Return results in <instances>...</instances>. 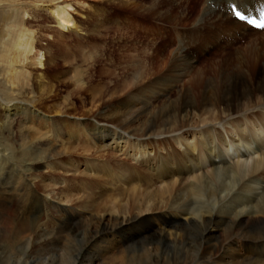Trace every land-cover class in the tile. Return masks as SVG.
<instances>
[{"label": "bare ground", "instance_id": "1", "mask_svg": "<svg viewBox=\"0 0 264 264\" xmlns=\"http://www.w3.org/2000/svg\"><path fill=\"white\" fill-rule=\"evenodd\" d=\"M32 2L35 9L47 7L62 31L84 34L65 0ZM171 2L132 0L130 6L117 8L129 10L139 21L149 16L172 24L175 49L161 55L153 50L155 43L142 44L136 38L133 50L141 52L143 60L132 65L124 86L107 87L99 83L104 60L100 58L116 56L112 46H106L103 55L83 69L84 77L77 74L80 71L72 75L74 89L68 100L53 103L52 110L56 117L67 116L74 109L70 101L83 96L86 103L81 104L90 105V115L99 112L113 121L76 124L43 119L45 114L37 111L63 92L60 77L46 73L49 67L61 68L59 55L51 54V49L64 42L53 38L41 47L35 28L43 21L37 14H30L21 0H0V82L9 84L8 94L0 93V177L16 176L20 188L15 192L24 197L16 204V195L8 192V199L0 203V264H264V33L240 24L228 9L236 3L245 12L264 13V3L260 4L264 1L205 0L196 13L182 2L176 6L181 12L175 13L167 5ZM192 12L194 33L232 41L256 33L246 43L249 57L236 52L237 69H221L219 76L205 82L192 78L201 56L213 48L199 42L184 44L188 31L178 27ZM25 15L31 19L25 20ZM185 80H193L194 86L187 87ZM109 109L123 112L108 116ZM35 120L50 129L30 136ZM81 133L86 134L87 146H78ZM48 138L55 144L50 149L53 142L46 144ZM123 140H132L139 166L125 168L126 160L99 155L105 159L102 165L86 166L89 174L79 176L77 184L55 187L56 169L69 173L78 152L93 158L105 147L102 141ZM154 147L163 151L151 160L148 155ZM234 152L240 155L234 158ZM213 157L219 158L218 164ZM110 164L115 175L102 178L100 172ZM152 164L166 175L182 176L157 183L163 176L147 172ZM42 168L51 171L49 183L24 181V173Z\"/></svg>", "mask_w": 264, "mask_h": 264}, {"label": "rangeland", "instance_id": "2", "mask_svg": "<svg viewBox=\"0 0 264 264\" xmlns=\"http://www.w3.org/2000/svg\"><path fill=\"white\" fill-rule=\"evenodd\" d=\"M32 1L33 0H21V2H23V5L27 7L26 10H28L30 12V14L31 13L37 14L38 20L43 21V22H41L42 24L38 23L36 25V28H35L38 30L37 36L40 37V39H41L40 40V46L45 47L48 43H52L53 38L59 39V40L64 42L61 46H59L60 48L58 47V48L51 49V54L54 53L55 55H59V56H57L56 61L58 62L57 63L58 65L60 64L61 68L58 71H56V70L53 71V67H49V71L46 73V76H51V75L56 76L57 75L58 78L60 77L59 81L62 82L63 92H61L60 95L56 99H54L56 101H53L51 103H47L46 109L45 108H40L38 110L35 109L40 114H45L44 115L45 117L43 119H46L47 117H51V118H53L52 120L63 119L66 122H75L76 124H80V123L86 124L88 122L89 123L112 122L113 119L109 120L107 118L106 119H104L103 117L101 118L100 115H98V114H100L99 112H97L95 115H90L89 114L90 105L85 104V106H83L81 104L83 102L86 103V99H84L83 96H80V97L78 96L76 98H73L70 101L71 104L72 103L73 104L72 105L69 104V105H70V107H72L74 109H73V111L69 112V114H67V116H63V117H60V116L56 117L57 115L55 113H53V111H54V110H52V107L54 106L53 103L54 104L56 102L58 104H60L62 102L66 103V101L68 100V98H67L68 92H70L74 89L73 84L70 82L72 80V78H71L72 75L74 77L77 74H79V76L84 77L85 76V74H83L85 72L84 70H86L87 67L92 64V61L94 62L96 59H98L99 57H101L103 55L102 54L103 49L105 50L106 46H112V51H114V54L116 56L115 59H117V61H115V59L110 60V58H108L106 56H104L103 58H100L101 62L103 59L104 60H103V64H102L103 69H101V70H103L101 72L103 79L99 83L102 86L109 85L107 87H110L111 85L117 86V87L118 86H120V87L124 86L125 82H127V80L129 82V80H130L128 78H130V76H131L132 65L135 64L136 61H138L139 59H140L139 61L143 60V54L141 52H139V53L135 52L134 51L135 49L133 50V42L136 38H139L140 43H142V44L143 43L146 44L149 42L151 44L155 43L157 46L155 45L153 47V50L154 51L157 50L161 55L164 52L167 54H170V52H172V50L175 49L174 42L176 40L174 39V37L169 32L170 26L172 24H170L164 20L160 21L159 19L149 18V16L147 18L139 21L138 19H136L132 16L133 14L131 12H129V10L117 9L119 6H126V5L130 6L132 0H95V1L65 0V4L70 5V7L67 8V11L70 14V16L73 18L74 24L81 26L82 30H84V34L80 33L82 37H77L73 32H70L71 31L70 29L69 30L65 29L62 31L56 25L55 20H53V18H52V15L49 12L45 11V9L47 7H41L40 6V8H42L43 10L35 9L38 6L34 5ZM111 1L115 2V4H113L112 6L110 5ZM143 1H146V0H143ZM181 2L184 6H186V5L189 6V9L193 10L196 13V11H198L201 8L202 4L204 3V0H173V2H171L170 4H167V5H168V7L173 8L175 13L176 12L180 13L181 12L180 9L176 8V6ZM263 3L264 2H261L260 4L262 5ZM44 4H46V3H44ZM48 4H50V3H47V5ZM64 5L60 4L61 7H63ZM183 5H182V7H184ZM43 6H46V5H43ZM48 8H51V6L49 5ZM163 9H165V8H163ZM93 10H96L99 12L94 14ZM242 10H244V9H242ZM194 12H192L191 14H189L187 16L185 14L184 17H186V20H184L183 23L181 22L179 24L178 29L181 28L180 30L188 31L187 33L185 32L186 33L184 35L185 37H183L184 42L185 41H186V43H188V42L189 43H192V42L198 43L199 42L203 47L204 46H208V47L213 46V48L206 55L201 56L200 60L198 61L197 65L195 67L196 72L194 71V73L191 75V77L192 78L196 77L195 80L198 79V81L202 80L203 82H205V80H207L211 77L215 78L217 73H218L217 76H219V74L223 70L229 72V71L234 70V68L237 69L238 68L237 64L235 65V63H236V61H235L236 57H234L235 53L238 52L241 57H242V53L244 54L243 55L244 57L245 56H246V58L249 57L250 53L248 52V48H247L248 46L246 45V43H248V41L254 40L257 37V35L255 33L256 31L254 32L255 34L253 36H249V37H251L250 39L248 37H246L247 39L245 38L246 40L243 43H240L241 42L240 40L232 41L228 37L227 38L225 37L224 39H222L220 37H217L218 35H216L215 37L214 36L211 37V36L203 35L201 33H194V32H191V28L193 27L194 21L196 20V16H195ZM191 16H193V17H191ZM189 17H190V19H189ZM24 18H25V20L31 19L28 15H25ZM240 24H242V23H240ZM85 33H86V35H85ZM174 36L176 37L175 33H174ZM238 39H241V38H238ZM186 43H184V44H186ZM237 43H238V46L236 45ZM244 45H246V46H244ZM240 47H243L245 49H241ZM113 48H115V50ZM238 48H240V49H238ZM58 49H59V51H58ZM239 50H240V52H239ZM59 52L61 54H59ZM72 58L75 60L72 61ZM77 58H79V59H77ZM84 58H86V59H84ZM84 60L86 62H84ZM87 61H88V63H87ZM83 62L85 64L86 63L87 64L84 65ZM66 63H68V64H66ZM69 64H71V65H69ZM117 65H119V66H117ZM70 66H72V67H70ZM80 66H82L81 69H80ZM116 66L118 68H116ZM33 68H36V67L33 66ZM123 68L127 69V72L126 71L124 72ZM221 69H223V70H221ZM121 70H122V73H119V71L121 72ZM56 72H57V74H56ZM77 72H79V73H77ZM108 72L110 74H113V75H111L112 77H110ZM127 73H129V74L127 75V79H126ZM114 74H117V77L116 76L114 77ZM107 76H109L110 78H107ZM122 76H124V77H122ZM120 77H121V79H118ZM1 79H2V77H1ZM184 82H185V85L187 87H189L188 85L189 84L191 85V83L194 86L193 80L191 81V83H189L186 80ZM122 83H123V85H122ZM83 84H84V81H83ZM7 86H9L7 81L3 82V80H2L0 82V93L8 94L9 90H8ZM84 86H86V85L84 84ZM65 98H66V100H65ZM73 100H74V102H73ZM159 104H161V103H159ZM121 109L120 110L118 109L116 111L115 110L110 111V109L106 110V111L104 110V111H105V114L109 116L112 114L123 112V110H121ZM38 123H39V125H37ZM32 125H34L33 127L36 131L33 130L32 134H29L30 136H33V135L36 136L37 133H44L45 134V132H47L48 129H50V128H43L45 125V123L43 121L39 122V121L35 120ZM99 125H101V124H99ZM64 137L69 139L68 136H64ZM78 138H79L78 141H80V142H78L80 144L78 146H87L86 145L87 144L86 143L87 138H86L85 133H81V135H79ZM70 141L72 143H76V141L74 139L73 140L70 139ZM130 141H132V140H127V141L123 140V141H118V142H116V141H114V142L102 141L101 144L104 145L105 147L102 148L100 151H98L97 155H95L93 158H87V157L83 156V154L81 152H78L77 155L74 156L75 157L74 162H76L74 164L75 166H73L72 170L68 171L69 173L65 174L66 171H64V169H61V168L56 169L55 174L57 176L58 184L55 187L56 188L64 187L65 183L70 184L72 182L77 184L79 181L78 180L79 176L89 174V169L86 166H88V167H89V165L90 166H96L98 164L102 165L101 162L104 161L105 159H103V160L99 159L98 158L99 155H106L105 157L106 158L109 157L108 158L109 160H112V159L126 160L125 164L122 163V165H126L125 168H128L127 166H129V165L133 166V164L134 165L137 164V166H139V164H138L139 160L137 159L138 155L133 156V154L136 153V151H134V147L131 145ZM190 141L191 140H189V144L192 145L193 142H190ZM51 142H53L52 139L48 138V141L45 143L49 144ZM54 145L55 144L53 142L51 145L48 146L47 149L52 148ZM56 145H57L56 147H58V149H59L60 146L58 144H56ZM61 146L64 147V145H61ZM72 146H74V145L72 144ZM96 146L98 148L100 145L98 144ZM89 147H90V145H89ZM181 147H182L181 145L175 146L176 149H180ZM148 149L153 150L151 148H148ZM159 151H163V150L160 148L154 147V151L152 153L150 152V155H148V156L151 158V160H154V157L157 158V156L160 155ZM215 155H216V153H214V156ZM127 156H129V157H127ZM87 159H91L93 161H90L89 163H87L86 162ZM227 160H229V158ZM77 162H78V164H77ZM230 162H231V160L229 161V163ZM152 165H153V167H152L153 169H147V172L148 173L150 172L155 177H159V175L163 176V177H160L156 181L157 183H159L161 181L170 182L169 180L182 176V174H179V173H173L171 175H166L165 172L157 171L154 167V164H152ZM61 166H63V163L61 164ZM139 168L144 170L145 166H140ZM162 168H163V164H162ZM106 169H107V171L105 173L100 172V176L102 178H105V176L109 175V173H111V175L112 174L115 175L116 171H115L114 164H110V167L106 168ZM176 171L177 170H175L174 172H176ZM181 172H184V171H181ZM91 174H93V171H91ZM23 175H24V181L26 183H31V184L32 183L33 184H37V183L47 184L50 181L49 177H52L51 171L49 169H45V168L26 172ZM35 176H36V179H35ZM11 177L12 176H4V175L0 177V203H2V204L5 203L6 199H8V196H7L8 192L9 193L11 192L12 197H13V195H16V196H14L16 204H18L19 202L22 203V200L24 199V197L22 198V197L17 196L18 193L15 192V189L17 187H19L18 178L16 176H13L12 178ZM33 178H34V180H33ZM182 178H184V177H182ZM150 179H152V178L150 177ZM107 181H109V180H107ZM157 186H158V184H157ZM72 189H74V188H72ZM91 193H92V191H91ZM99 202H101V201H99ZM69 206H70V204H64V207L68 208ZM17 210H18V208L15 209V211H17Z\"/></svg>", "mask_w": 264, "mask_h": 264}]
</instances>
